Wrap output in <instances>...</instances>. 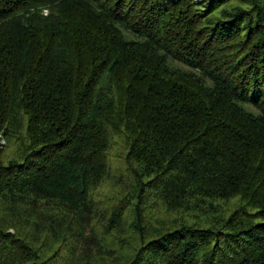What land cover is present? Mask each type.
<instances>
[{
  "label": "trees",
  "instance_id": "obj_1",
  "mask_svg": "<svg viewBox=\"0 0 264 264\" xmlns=\"http://www.w3.org/2000/svg\"><path fill=\"white\" fill-rule=\"evenodd\" d=\"M0 264H264V0H0Z\"/></svg>",
  "mask_w": 264,
  "mask_h": 264
},
{
  "label": "rangeland",
  "instance_id": "obj_2",
  "mask_svg": "<svg viewBox=\"0 0 264 264\" xmlns=\"http://www.w3.org/2000/svg\"><path fill=\"white\" fill-rule=\"evenodd\" d=\"M5 143V140L2 139V141L0 142V144H4ZM0 148H2V146L0 145Z\"/></svg>",
  "mask_w": 264,
  "mask_h": 264
}]
</instances>
